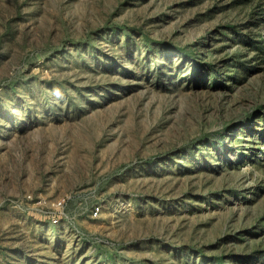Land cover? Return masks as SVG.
Masks as SVG:
<instances>
[{
  "label": "rangeland",
  "instance_id": "rangeland-1",
  "mask_svg": "<svg viewBox=\"0 0 264 264\" xmlns=\"http://www.w3.org/2000/svg\"><path fill=\"white\" fill-rule=\"evenodd\" d=\"M0 264H264V0H0Z\"/></svg>",
  "mask_w": 264,
  "mask_h": 264
},
{
  "label": "built area",
  "instance_id": "built-area-1",
  "mask_svg": "<svg viewBox=\"0 0 264 264\" xmlns=\"http://www.w3.org/2000/svg\"><path fill=\"white\" fill-rule=\"evenodd\" d=\"M57 221V219H54V222H56Z\"/></svg>",
  "mask_w": 264,
  "mask_h": 264
}]
</instances>
